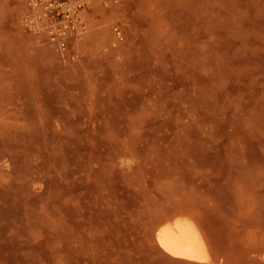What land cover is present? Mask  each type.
<instances>
[{
  "label": "rangeland",
  "instance_id": "rangeland-1",
  "mask_svg": "<svg viewBox=\"0 0 264 264\" xmlns=\"http://www.w3.org/2000/svg\"><path fill=\"white\" fill-rule=\"evenodd\" d=\"M32 1L0 0V264H264V0H87L58 44ZM181 214L211 262L160 246Z\"/></svg>",
  "mask_w": 264,
  "mask_h": 264
},
{
  "label": "built area",
  "instance_id": "built-area-1",
  "mask_svg": "<svg viewBox=\"0 0 264 264\" xmlns=\"http://www.w3.org/2000/svg\"><path fill=\"white\" fill-rule=\"evenodd\" d=\"M117 1V0H115ZM87 0H33L34 16L27 19L31 28L40 23L50 34L53 43L58 44L68 35L84 27L83 9ZM117 38H123L120 27H115Z\"/></svg>",
  "mask_w": 264,
  "mask_h": 264
},
{
  "label": "bare ground",
  "instance_id": "bare-ground-1",
  "mask_svg": "<svg viewBox=\"0 0 264 264\" xmlns=\"http://www.w3.org/2000/svg\"><path fill=\"white\" fill-rule=\"evenodd\" d=\"M200 229L191 217L181 214L163 221L155 235L160 246L170 255L209 263L211 255Z\"/></svg>",
  "mask_w": 264,
  "mask_h": 264
}]
</instances>
